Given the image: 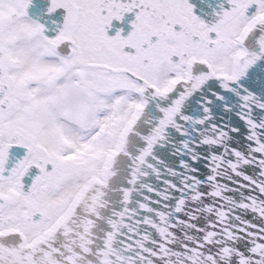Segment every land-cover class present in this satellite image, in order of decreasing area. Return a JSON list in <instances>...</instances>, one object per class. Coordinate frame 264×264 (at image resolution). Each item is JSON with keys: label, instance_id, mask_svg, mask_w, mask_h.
Instances as JSON below:
<instances>
[{"label": "snow or ice", "instance_id": "6c2138e0", "mask_svg": "<svg viewBox=\"0 0 264 264\" xmlns=\"http://www.w3.org/2000/svg\"><path fill=\"white\" fill-rule=\"evenodd\" d=\"M0 264H264V0H0Z\"/></svg>", "mask_w": 264, "mask_h": 264}, {"label": "flooded vegetation", "instance_id": "af4514ba", "mask_svg": "<svg viewBox=\"0 0 264 264\" xmlns=\"http://www.w3.org/2000/svg\"><path fill=\"white\" fill-rule=\"evenodd\" d=\"M131 19L132 18L130 16H128L120 23H117V22L113 21L112 28L109 31V35L114 34L117 28H122L123 29V33L122 34L126 35L127 32L130 30L129 21Z\"/></svg>", "mask_w": 264, "mask_h": 264}, {"label": "water", "instance_id": "95a60500", "mask_svg": "<svg viewBox=\"0 0 264 264\" xmlns=\"http://www.w3.org/2000/svg\"><path fill=\"white\" fill-rule=\"evenodd\" d=\"M164 178H165V179H169L170 177L165 176ZM176 179L178 180L179 178L177 177ZM149 181H150L155 187H157V188L160 187L159 183H157V181H156L154 178L149 177V180H148V181H145V183H147V182H149ZM133 207H134V205H133ZM130 223H131V221H130ZM133 227L135 228L136 225L133 224ZM177 244H179V240L177 241ZM117 247L119 248L120 245H117ZM124 255H132V253H124Z\"/></svg>", "mask_w": 264, "mask_h": 264}]
</instances>
